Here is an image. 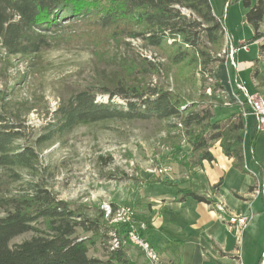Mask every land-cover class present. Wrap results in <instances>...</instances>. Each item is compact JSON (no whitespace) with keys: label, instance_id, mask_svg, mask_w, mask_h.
Listing matches in <instances>:
<instances>
[{"label":"rangeland","instance_id":"rangeland-1","mask_svg":"<svg viewBox=\"0 0 264 264\" xmlns=\"http://www.w3.org/2000/svg\"><path fill=\"white\" fill-rule=\"evenodd\" d=\"M210 1L215 13L225 19L226 35L233 37L234 45L240 46V40L248 41L249 52L240 50L237 55L238 75L245 80L248 88L253 87L255 82L264 83V69L254 80L256 68L250 67L259 57L260 45L252 42L254 29L243 23L247 8L242 0ZM92 18L93 15H86L73 23L64 24L60 31L53 33L51 46L42 51L36 65L25 60L6 59L0 49V89L5 90L2 95L5 101L0 100V103L6 104L11 112L22 115L25 132L36 136L48 121L50 113L73 93L85 88L96 91L104 85L113 88L112 85L120 79L129 85L139 81L141 85L153 83L176 90L189 102L210 103L215 108L214 119L231 114L232 109L224 106L234 105L235 102H231L228 95L223 96L218 79L209 70L205 72L199 61L189 59L178 65L170 64L163 55L156 57V49L148 48L141 40L129 36L128 28L101 29L94 25ZM225 40L229 47L225 57L230 59L228 36ZM144 56L156 61L154 69L148 68ZM257 67L264 68L263 58ZM144 69H149L146 77L142 75ZM217 71L224 81L232 73L228 66L222 64L217 66ZM255 94L264 97L262 92ZM241 95L239 93L237 104H240L244 114L243 108L246 112L250 108L243 93ZM98 97L106 101L108 96ZM115 100L123 103L120 97ZM256 123V118L248 114L244 133L246 172L237 170L226 157L217 156V163L208 166L206 173V177L212 180L223 176L221 192L228 201L234 200L235 193L240 194L248 188V201L254 214L249 223L252 224L246 230L243 248L250 264L258 261L264 248V125L259 128ZM181 138L180 147H176L174 143L179 139L178 130L169 129L167 121L157 119L98 122L77 127L64 140L56 142L50 149H43L41 162L49 171V186L76 210L95 216L103 209V204H110L113 209L118 208L112 212L115 219L118 214H125L126 209H130V217L138 225L146 223L138 216L140 201L144 197L168 196L174 192L171 185L148 184L150 179H165V175L172 176L180 171L183 175L172 181L183 189V186L189 187V180L197 175L194 168L186 167L184 163L193 165L198 154L191 151L184 135ZM217 145L218 142L213 144L212 149ZM180 166H184V171ZM29 178L25 173L23 181H12L10 173L0 168V195L18 193ZM250 179L251 188L248 187ZM0 214H3L2 210ZM120 220L113 221L111 217V223H119ZM36 225L46 227L44 222ZM116 232V229L110 231V235H117L118 239L116 243L115 238L110 241L111 249L114 244L119 243L120 246L121 242L130 258H137L138 264H150L144 252L128 240L127 230L122 240ZM79 233L86 237L92 235L81 230ZM33 234L23 233L13 238L11 244L28 239ZM93 240L89 255L106 258V242L95 236ZM173 248L175 253L179 251L178 245ZM211 264L222 263L212 261Z\"/></svg>","mask_w":264,"mask_h":264},{"label":"trees","instance_id":"trees-1","mask_svg":"<svg viewBox=\"0 0 264 264\" xmlns=\"http://www.w3.org/2000/svg\"><path fill=\"white\" fill-rule=\"evenodd\" d=\"M242 2L247 8L245 21L254 29L252 42H255L264 37L260 31L264 0L254 4L251 0ZM89 14L98 28H128L129 36L156 49V57L163 55L170 64L196 60L205 72L209 70L214 75L216 67L226 61L229 50L224 36L226 22L215 13L210 0H0V52L6 59L36 65L42 51L51 46L53 33ZM260 48L263 51L264 45ZM235 54L236 51L233 57ZM144 60L148 68H155L156 61L146 56ZM142 75L148 76L149 69H144ZM141 84L139 81L129 85L120 79L113 88L104 85L96 91L79 90L50 113L36 136L25 132L21 114L11 112L6 104L0 103V168L7 170L15 182L23 181L25 173L30 177L18 193L0 195L3 212L0 214V264H135L122 243L111 249L110 241L117 235L111 236L110 231L118 232L119 225L110 223L103 209L90 216L73 208L49 186L47 180L51 177L41 162L43 149L64 140L77 127L105 121H167L169 129L178 130L179 139L174 145L180 147L184 135L191 151L198 154L192 166L214 161L212 145L218 142L233 166L246 172L243 134L246 121L241 111L214 119L215 108L210 103L189 102L174 89L148 82ZM4 93L0 89L3 102ZM98 95H107V100L101 101ZM117 97L123 103H118ZM173 118L176 121H170ZM184 166L190 165L184 163ZM222 182L223 177L212 188L218 191ZM180 192L181 198L190 196L197 202H213L209 196L189 187ZM39 222H44L46 227L37 226ZM79 230L92 235L81 236ZM125 231L118 232L121 240ZM26 232L34 234L11 244L13 238ZM94 236L106 242L104 259L89 255ZM263 254L258 264H264Z\"/></svg>","mask_w":264,"mask_h":264},{"label":"crops","instance_id":"crops-1","mask_svg":"<svg viewBox=\"0 0 264 264\" xmlns=\"http://www.w3.org/2000/svg\"><path fill=\"white\" fill-rule=\"evenodd\" d=\"M251 1L254 4L257 0ZM243 23L248 24L245 21V18ZM260 31L264 32V19L261 24ZM226 36H228L229 43L231 44L232 48L235 49L236 54L235 57L226 59L225 63L222 65L228 66V69L230 68L232 73L228 75V78H226L225 81L221 80V77L218 76L216 67L214 76L215 79H218V81L223 86V96L228 95L227 98L231 102H235L234 105L224 106L232 109L231 113H233L241 111L239 106L240 104L237 103L238 100H240V96L242 95L240 93L239 96L236 83L237 81L245 82V80H242L238 75L239 68L237 63V55L240 50L249 52V44L248 48L244 49L242 48V45L245 43L247 44V40H240V46H236L232 41L233 37L230 38L228 34ZM254 43H258L261 47V45H264L263 37L262 39L260 38L256 40ZM261 58L264 59V50L261 51L260 48L259 57L255 58L256 62L251 63L250 65V67L252 66L253 68H256L255 74L253 75L254 80L258 77V74L261 72V70L264 69L257 67L260 64ZM233 61L236 63V65L232 63ZM246 88L251 94H255L257 92L264 93V83L255 82L251 88H248L246 84ZM224 93L226 95H224ZM249 114L256 118V116L252 113ZM246 118L247 116L245 117V121ZM245 131L246 128L243 131V134ZM213 153L215 160L212 162L203 161L200 165L195 167L191 166L192 164H190V167L197 171V175L188 182L190 189L209 196L213 200L212 203L197 202V200L190 196L181 198L182 192H180V189L182 186H177V183L172 181V179L183 175V173L180 171L175 173L176 175H165V179H160L159 181L156 180L159 179L158 177L155 179H150L148 183H162L165 185L174 186V192L171 195L161 197L146 196L140 201L141 205H139L140 211L138 212V216L141 220L147 223V230L144 231L146 237L164 259L171 260L174 262V264H211L212 261H219L222 264H250L247 262L248 259L243 247L246 240V230L251 226L252 222L251 224H248L247 227H245L246 229L242 232L241 237H238L236 233H239V227L231 225L228 219H223L222 210L215 209L214 204L217 200H222L231 213H240V211L244 212L250 207V202L248 201V194L250 193L246 192L248 189L247 188L246 190L240 192V194L235 193L234 200L232 199L228 201L221 192L223 182L218 191L212 188L213 185L218 182L221 176L218 177V179L214 178L213 180L207 178V168L208 166H214L217 163V156H224L219 145L213 149ZM226 159L228 158L226 157ZM180 167H182L184 171V166ZM251 180L252 179L249 180L250 184H248V187L252 184ZM148 184L143 185L142 189ZM184 187L186 186H183V188ZM171 230L172 233H170ZM175 245H178L179 248V251L176 253L174 252L173 248ZM136 249L138 248L136 247ZM263 250L261 255L264 253ZM131 260L135 264L139 263L137 258H131ZM144 261L146 262V259H144ZM148 261L147 263H150V261ZM255 264H258V261H256Z\"/></svg>","mask_w":264,"mask_h":264},{"label":"built area","instance_id":"built-area-1","mask_svg":"<svg viewBox=\"0 0 264 264\" xmlns=\"http://www.w3.org/2000/svg\"><path fill=\"white\" fill-rule=\"evenodd\" d=\"M262 39V38H261ZM264 39V37H263ZM242 48L247 49L248 44H243ZM232 50V51H231ZM230 50V56L233 57V53L235 52V49L231 46ZM234 65V61L232 62ZM236 87L239 93H243L245 98V103L250 108L249 112H246V109L243 108L245 111L244 116L246 117L249 113H252L256 116L257 120V126L260 128L264 125V97L259 96L257 94H251L246 88V84L243 81H237ZM168 169H165L167 171ZM212 194V193H211ZM214 195V194H212ZM103 211L104 216L109 222L111 223V212L113 210H118V208L113 209L110 204H103ZM215 208L216 209H222V218L229 220V223L233 226H239V233H236L238 237H241L242 232L245 230V227L248 226L252 215V207H249L248 210L242 211L239 213H231L227 209L226 204L222 200H217L215 202ZM130 217V209H126L125 214H121V220L118 227V232L120 233L122 230H129L132 232L133 242L136 245L143 246V250H148L150 253V260H154L155 264H174L173 261L164 259L161 254L157 251V249L153 246V244L149 241V239L146 237L145 232L147 230L146 223H139L136 225ZM117 231V230H116ZM118 232H116L118 234ZM121 235V234H120ZM121 246V242H120ZM264 256V254H263Z\"/></svg>","mask_w":264,"mask_h":264},{"label":"bare ground","instance_id":"bare-ground-1","mask_svg":"<svg viewBox=\"0 0 264 264\" xmlns=\"http://www.w3.org/2000/svg\"><path fill=\"white\" fill-rule=\"evenodd\" d=\"M220 210H222V209H220ZM115 214H112V212H111V217H112V220L113 221H117L118 219H121V215L120 214H118V218H116L115 219ZM239 227V226H238ZM128 235H127V238H128V240L130 241V242H132V243H134L133 242V237H132V232H130L129 230H127V232H126ZM114 241V240H113ZM118 241V239H117V237H115V243ZM118 244L119 243H117V244H114V247H116V246H118ZM135 244V243H134ZM116 245V246H115ZM136 245V244H135ZM136 246H138L143 252H144V254H145V256L148 258V260L150 261V264H155V261L154 260H150V253L148 252V250H143V246H139V245H136ZM114 247H112V248H114Z\"/></svg>","mask_w":264,"mask_h":264}]
</instances>
